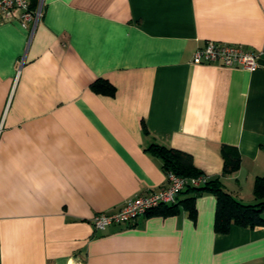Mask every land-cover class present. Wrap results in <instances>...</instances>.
Returning a JSON list of instances; mask_svg holds the SVG:
<instances>
[{"label":"crops","instance_id":"0c3cea01","mask_svg":"<svg viewBox=\"0 0 264 264\" xmlns=\"http://www.w3.org/2000/svg\"><path fill=\"white\" fill-rule=\"evenodd\" d=\"M30 2L42 14L27 26L0 21V264H264V225L216 230L210 190L132 225L93 224L165 185L153 144L258 201L264 0ZM209 40L255 51L258 68L195 64ZM224 146L241 154L232 173Z\"/></svg>","mask_w":264,"mask_h":264},{"label":"built area","instance_id":"2783aa9c","mask_svg":"<svg viewBox=\"0 0 264 264\" xmlns=\"http://www.w3.org/2000/svg\"><path fill=\"white\" fill-rule=\"evenodd\" d=\"M42 14V4L33 8L30 0H0V21H17L22 26L39 18ZM259 55L242 44L209 40L194 54L195 64H220L227 67H243L248 70L258 68ZM205 176L185 177L174 172L167 173L164 186L137 193L128 199L115 212H98L93 218L96 230H105L111 225H132L138 217L163 205L176 201L178 194L188 185L199 186ZM84 264V263H80Z\"/></svg>","mask_w":264,"mask_h":264},{"label":"trees","instance_id":"16d2710c","mask_svg":"<svg viewBox=\"0 0 264 264\" xmlns=\"http://www.w3.org/2000/svg\"><path fill=\"white\" fill-rule=\"evenodd\" d=\"M149 150L162 159L166 174L174 172L179 176L185 177L205 176V180L199 186L188 184L178 194L175 202L163 204L147 213L158 209L164 211L175 210L179 206V197L184 190L192 191L196 194L203 190H210L215 192L218 196L216 230L220 232L228 231L231 224H238L246 227L264 225V216L262 215V212L264 211V176L258 177L255 183L254 193L258 201L252 204H247L226 192L222 188L218 179L211 178L196 169L193 157L190 153L160 144H153L150 146ZM222 153L225 160V174L232 173L239 168L241 154L235 147L224 146L222 148ZM185 201L189 202L188 208L192 213L194 211V205L192 203L193 198L185 199Z\"/></svg>","mask_w":264,"mask_h":264}]
</instances>
